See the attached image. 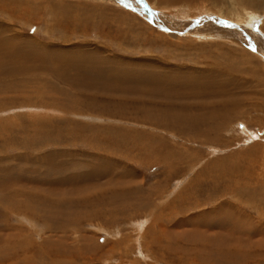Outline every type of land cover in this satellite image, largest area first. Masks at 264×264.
I'll list each match as a JSON object with an SVG mask.
<instances>
[{
    "label": "rangeland",
    "instance_id": "1",
    "mask_svg": "<svg viewBox=\"0 0 264 264\" xmlns=\"http://www.w3.org/2000/svg\"><path fill=\"white\" fill-rule=\"evenodd\" d=\"M171 1L0 0L7 40L131 73L0 72V264H264V0ZM141 64L226 94L185 133L134 103Z\"/></svg>",
    "mask_w": 264,
    "mask_h": 264
},
{
    "label": "bare ground",
    "instance_id": "2",
    "mask_svg": "<svg viewBox=\"0 0 264 264\" xmlns=\"http://www.w3.org/2000/svg\"><path fill=\"white\" fill-rule=\"evenodd\" d=\"M190 1L191 0H182L183 3L184 2L187 3ZM175 2L176 1H173V0L171 1V3H175ZM250 26H252V24ZM216 37H218V36H216ZM221 37L225 38L226 36H221ZM36 46H35V49H33V48L28 49L27 45H25V46H24V44L18 45V43H15L14 41H12L10 39L7 40L6 37L0 35V72L1 71H6L8 73L9 72H15V73L20 72L22 74V73L28 72V70H32L35 68H41V70L42 69H46V70L51 69V70H56V71L71 70V69L78 70V69H86V68L94 70V69L101 68V70H104V72L106 73L105 77H103L105 79V82H106V89L105 90H109L108 92L119 91V93H122V95H127L128 93L131 92L128 87L123 86V82L129 78L131 73H129V75H128L126 72H121L120 66L118 64H116V65L113 64L112 66H108V64H111V62L108 63L106 58H104L105 61L101 62V60H103V59H101V56H100V59H101L100 61L95 60L94 56L96 53L93 54V53H90L88 51H85V52H82L80 54H78V53H72V54H66L65 53V54H63L64 52H61L60 50L49 51L45 46H38V45H36ZM85 56H89L88 58L90 60L89 61L85 60V58H86ZM90 56H93V57L90 58ZM232 59H233V60H231L232 64L240 66L241 68L243 65L248 64V60H246L244 56L235 55V57H234V55L232 53ZM141 60L143 62L144 59H141ZM143 65H145V64H141V68H139V70H141V74H146L145 72L149 73L150 70L147 69L148 66H143ZM15 73H14V75H15ZM90 73H92V71ZM244 73L251 75L250 79L246 78V80L251 81L253 79V81H255L253 78V76H254L253 73H255L254 69L251 70V69L245 68ZM79 76H81V75H79ZM17 77H18V75H17ZM232 77L235 78V80H234V82H235L237 80V78L233 75H232ZM12 79H14V77ZM73 80L76 83H80V80H82V78L80 77L77 79L76 77H74ZM243 80H245V79H243ZM92 82L91 83L88 82V83L91 85V84H93ZM216 82L217 81H214V79H211V78L206 79V80L205 79L199 80L198 82H196L195 80H188L185 82L184 81L181 82L178 80V76L177 77L165 76V75H162L160 73L158 74L154 71H152V72L150 71V73L148 75L143 77L142 85L137 84V86H136L137 88L135 90H136V94L138 95V99L134 100V103H144L145 105L148 104V106L149 105L153 106L154 109L156 108L154 113L158 114V116L159 115L164 116V117H160V119L165 120L166 122L168 119L171 121L170 117H176V118L178 117L177 121L173 122V125L177 130L182 129L183 132L189 133L190 131L197 129V130H199L198 132H200V130L204 126V119L203 118L206 117L205 113H206V111L209 110V107H210L209 103L208 102L206 103V99H209L212 96L221 97V96H224V94H226V92H225L226 87L225 86L227 84L225 83V80L220 81V84H218ZM117 83H119L120 85ZM89 84H88V86H90ZM79 85H81V84H79ZM194 99H199L200 101L199 102L197 101L198 103L189 102L190 100L192 101ZM175 101L185 102V105H182L183 107L181 108V111H177V109L181 106L174 103ZM207 101H209V100H207ZM125 104H127L126 101H125ZM141 106H144V105L142 104ZM143 108H142V110H143ZM147 108H149V107H147ZM212 109L215 112H221L223 109L224 110L231 109V105L229 106L228 104H225L224 107H222V108L219 107L217 109L216 107H214ZM144 114H148V110L144 111ZM162 126H164V125H162ZM205 133L207 134L210 132L205 131ZM209 229L211 230L212 228H209ZM209 229L203 233V235L205 237H207V235H205V233L207 234V232L210 231ZM215 231L217 232V230H215ZM219 232L220 231H218V233ZM234 232H232V233L234 234V238H235ZM239 236L241 238H243V236H241V235H239ZM236 237H238V236H236ZM245 237H246V239H244L245 244H246V246H248L247 244H250V243H247V242L250 240H249L248 236H245ZM224 238H226V237H224ZM234 238H232V240H230V241H234ZM223 239H222V241H223Z\"/></svg>",
    "mask_w": 264,
    "mask_h": 264
}]
</instances>
